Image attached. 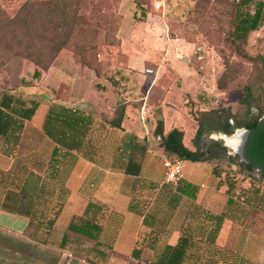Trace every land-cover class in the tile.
Returning <instances> with one entry per match:
<instances>
[{"label": "rangeland", "instance_id": "374dc122", "mask_svg": "<svg viewBox=\"0 0 264 264\" xmlns=\"http://www.w3.org/2000/svg\"><path fill=\"white\" fill-rule=\"evenodd\" d=\"M49 1L55 14L52 18L48 15V5L40 3ZM154 1L0 0V95L8 91L27 100L45 101L55 94L53 84L63 73L73 78L79 72L78 65L87 63L96 74L92 75L87 97L98 105L105 97L102 86L105 79L112 83L110 96L114 94L117 103L123 100L121 93L129 91L134 97L144 96L152 84L147 102L153 104L169 87L168 98L179 106L184 103L191 119L182 109L176 112L164 109L163 127L170 128V123L174 122L173 128L178 127L183 132V144L192 149L195 119L189 112L197 115L202 110L228 107L237 117L247 111L250 116L264 114V27L251 31L244 41L233 42L235 11L241 1L164 0V7L159 10L153 7ZM25 2L33 3L27 10L36 13L34 21L26 17L25 11L18 24L11 23L9 20ZM241 8L252 10V5L242 4ZM55 20L61 25L58 29H55ZM133 31L137 40L130 38ZM57 33L68 35L69 43L62 49L64 52L56 61L55 70L49 76L48 70L43 71L40 78L33 79L35 64L24 55L33 51V47L49 51L51 45L46 39ZM37 37L41 39L35 43ZM115 40L119 44H110ZM82 59H86V63L82 64ZM110 60L111 66H108ZM168 64L175 69V74ZM145 68H152L154 72L145 73ZM245 87L252 93L246 101L250 106L240 101ZM158 109L152 110L155 116ZM213 136L217 133L206 138L204 149ZM93 139L96 141V137ZM4 148L0 138V203L10 189L18 191L32 169L46 179V190L41 197H35L29 226L27 217L0 211V233L23 238L25 242L30 239L45 243L40 246L46 254L43 257L46 262L42 264H50L58 250L47 241L52 228L49 220L56 217L62 198L52 197L57 183L46 175L49 149L43 135L32 128H25L23 138L12 151ZM228 156H231L229 160ZM225 158L210 161L209 173L216 190L223 187L222 193L234 201L231 206L225 203L219 211H227L233 221L229 229L232 238L224 246L196 239L195 247L182 264H264V178L255 169L247 171L238 165L239 157L230 154L228 147ZM203 163L204 160L184 159V173L200 176ZM34 182L31 176V190ZM227 185L231 186L228 193ZM142 193L153 195L144 189ZM16 207L23 208L22 205ZM192 225L197 226L198 222ZM0 264L41 263L39 258L25 260L20 253L0 248Z\"/></svg>", "mask_w": 264, "mask_h": 264}, {"label": "trees", "instance_id": "16d2710c", "mask_svg": "<svg viewBox=\"0 0 264 264\" xmlns=\"http://www.w3.org/2000/svg\"><path fill=\"white\" fill-rule=\"evenodd\" d=\"M240 1L241 3L236 6L235 11V27L232 33L233 42L246 40L251 31H255L262 26L264 18V1ZM40 3L48 5V15L52 18L54 10H51V1ZM242 4L246 6L252 5V10L248 8L242 9ZM30 5H33V3L25 2L19 8L17 14L9 21L13 24H18L22 19L21 17L25 16V11L26 17L34 21L37 15L35 12L28 11ZM55 21V29H58L61 25L57 20ZM40 39V37H37L35 43ZM46 40L51 45L49 51L43 52L41 49L33 47V51H29L24 55V57L29 58L35 64L32 73L33 79L40 78L41 72L50 68L58 53L69 43L68 35L61 36L59 33L48 36ZM110 44H119V41L115 40ZM81 63H86V59H82ZM251 94L249 87H245V95L240 101L250 106V103L246 101ZM38 105L39 102L36 100H27L8 91H4L0 95V138L3 140L5 150L12 151L14 146L19 144L23 137L25 122L32 118ZM116 106L114 116L108 121V124L124 130L121 122L125 113V105L122 102H118ZM189 113L197 122L195 133L192 137L194 149H189L183 144V132L177 128H173L164 135L162 120L157 121L154 135L159 137L161 147L169 155L182 160L190 159L193 161L226 159V147L222 144V141L210 138L204 149L202 146L206 138L212 133L230 135L236 128H252L260 116H250V112L247 111L241 117H237L228 107L202 110L197 115ZM93 123L94 117L80 109H74L55 101L49 104L40 129L43 137H47L54 143L47 164L46 175L49 179L62 186V167L68 157L82 154L86 158L92 159V155L95 152L93 145L95 140L92 136ZM8 145H10L9 148L7 147ZM146 150L147 144L139 143L136 135L124 133L116 150L112 168L120 170L129 178H132V180H128L125 183L129 188L128 192L130 194L128 207L130 211L142 215L144 225L150 228L152 235L148 237L147 244H155L158 236L165 231L162 227L163 217L160 214L164 201L168 210H171L170 208H173L182 196L189 199V204L180 226V235L177 242L174 245L163 244L153 259L145 260L139 264H182L195 247L196 239H202L210 245H215L216 237L224 219L230 218V216H228L227 211L212 212L196 203L198 186L184 179L175 185L170 183L159 185L155 182H146L140 179L141 164ZM230 158L231 156H228V160ZM237 164L242 165L247 171L254 170L249 164L242 162ZM25 176L18 191L10 189L7 192L5 199L0 203V210L27 217V226H29L34 212L32 206H34L35 197H37L36 193L33 192L34 190L32 191L29 188V178L34 176L35 179H38L40 176L33 173V171H29ZM260 177L264 178V175L260 173ZM143 189L153 195L143 194ZM230 189L231 186L227 185V193ZM40 191L41 194L44 193L43 187L40 188ZM233 203L234 201L227 195L226 205L231 206ZM17 205H22L23 208H18L16 207ZM56 210L57 215L59 205ZM101 216V205L89 201L83 213L70 220L67 229L95 240L94 245L96 246L103 245L104 243L101 239L106 234L103 231L105 225L100 222ZM54 220L55 218L49 220L50 227L53 225ZM193 222H198V225L193 226ZM68 236L69 234L67 233L63 234L62 244ZM0 248L2 250L8 249L11 253H20L21 258L25 260L43 258L40 255V251L32 243L1 233ZM138 252H140V249H134V253ZM51 262H54V260Z\"/></svg>", "mask_w": 264, "mask_h": 264}, {"label": "crops", "instance_id": "0c3cea01", "mask_svg": "<svg viewBox=\"0 0 264 264\" xmlns=\"http://www.w3.org/2000/svg\"><path fill=\"white\" fill-rule=\"evenodd\" d=\"M130 38L137 40L138 37L133 31ZM63 52L64 50H61L52 62L48 69V76L52 74V70H55L56 61ZM111 62L110 60L107 63L108 66ZM168 66L175 74L172 65L168 64ZM78 67L79 72L73 78L64 73L61 75L60 80L53 84L55 94L50 99L39 101L34 115L29 121L25 122V128H32L40 132L44 115L52 101L74 109H80L94 117L92 136L96 137V141L93 144L95 152L92 159L86 158L82 154L66 158L62 167V186L55 184L52 191V197H61L62 200L47 238V241L51 242L58 250L52 256L51 261L54 260V262L50 264L60 262L63 264H139L145 260L153 259L163 244L174 245L177 242L189 199L182 196L173 208L169 207L171 210H168L165 201L162 203L160 214L163 217L162 227L165 231L158 236L155 244H147L148 237L152 235L150 228L144 225L142 215L130 211L128 207L130 194L125 183L132 180V178H129L120 170L112 168L113 159L124 133H132L136 135L139 143L147 144L139 178L146 182L163 184L162 157L171 155L164 151L160 145L159 137L154 135L155 121L162 119L165 123L164 109L175 110L174 112L182 109L186 114V108L183 105L184 103L179 106L177 102H173L168 98L170 94L169 87L166 88L164 96L158 102L148 103L147 99L153 89V85L150 84L151 86H148L144 96L134 97V95H129V91L121 93L123 100L120 102L125 105V113L121 122L124 130L112 127L106 122L114 116L116 101L118 100L114 94L112 97L110 96V88H113L112 83L105 79L106 83L102 85L105 97L102 104L98 105L94 99L87 97V91L93 81L92 75H96L95 71L87 63L84 66L78 65ZM158 71H160L159 68ZM160 74L164 76L163 73ZM153 80L152 83H154ZM62 90H64V93H62ZM143 102H145L147 110L145 119H142L140 115V107ZM157 107L159 109L155 116L152 110ZM101 112H103V115ZM186 116L190 118L189 114H186ZM153 120L154 122L151 123ZM193 121L195 122L192 130L194 134L197 123L195 120ZM173 127H175L174 122L170 123V128H166L164 125L163 134L166 135ZM44 144L48 147L50 154L54 143L44 137ZM187 147L189 149L193 148L192 146ZM203 164V172L200 176L194 173H185L184 180L198 186L196 203L212 212H219L226 203L227 196L222 193L223 187L216 190V183L209 173L212 168L211 162L206 160ZM32 171L40 176V178L35 179L32 190L38 197H41L40 188L43 187L45 193L46 179L35 169H32ZM89 201L101 205L102 216L100 222L105 225L103 231L106 234L101 239L103 245L96 246L94 245L95 240L67 229L70 220L81 215ZM232 224L233 221L230 218L224 219L216 237V245L224 246L228 244V240L232 238L229 230ZM64 233L69 234V236L62 244ZM20 240L24 241L23 238ZM27 242H32L34 246L38 244L35 247L40 251V255L42 257L46 256L45 252L42 251V247H40L45 243L30 239H27ZM134 249H140V252L134 253ZM44 261L45 258L40 259L41 264Z\"/></svg>", "mask_w": 264, "mask_h": 264}, {"label": "water", "instance_id": "95a60500", "mask_svg": "<svg viewBox=\"0 0 264 264\" xmlns=\"http://www.w3.org/2000/svg\"><path fill=\"white\" fill-rule=\"evenodd\" d=\"M237 129H242L243 133L240 135V143L236 146V151L232 152L229 148L230 153L236 154L240 162L251 165L258 173L264 175V114L258 118L252 128H236L230 135L223 134L227 137L234 135ZM223 144L225 146L224 140Z\"/></svg>", "mask_w": 264, "mask_h": 264}, {"label": "built area", "instance_id": "2783aa9c", "mask_svg": "<svg viewBox=\"0 0 264 264\" xmlns=\"http://www.w3.org/2000/svg\"><path fill=\"white\" fill-rule=\"evenodd\" d=\"M153 7L159 10L164 7V0H155ZM262 27H264V18L262 20ZM168 36V35H167ZM145 73H152V68H145ZM147 110L145 108V102L140 107V115L142 119H145ZM163 166V183L176 184L180 180L185 178L183 170V160L175 156H164L162 157Z\"/></svg>", "mask_w": 264, "mask_h": 264}, {"label": "clouds", "instance_id": "9594fccd", "mask_svg": "<svg viewBox=\"0 0 264 264\" xmlns=\"http://www.w3.org/2000/svg\"><path fill=\"white\" fill-rule=\"evenodd\" d=\"M242 133H243L242 129H237L233 138H229L226 135H224L223 133L219 134L218 136H213V138L214 139H223L225 142V146L230 148L232 150V152H235L236 146L240 143L239 137Z\"/></svg>", "mask_w": 264, "mask_h": 264}, {"label": "bare ground", "instance_id": "6f19581e", "mask_svg": "<svg viewBox=\"0 0 264 264\" xmlns=\"http://www.w3.org/2000/svg\"><path fill=\"white\" fill-rule=\"evenodd\" d=\"M218 135V134H217ZM234 135L228 136L229 138H233ZM240 138V137H239ZM240 140V139H239Z\"/></svg>", "mask_w": 264, "mask_h": 264}]
</instances>
